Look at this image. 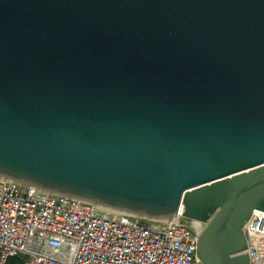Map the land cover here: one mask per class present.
<instances>
[{
	"label": "water",
	"instance_id": "95a60500",
	"mask_svg": "<svg viewBox=\"0 0 264 264\" xmlns=\"http://www.w3.org/2000/svg\"><path fill=\"white\" fill-rule=\"evenodd\" d=\"M0 180L182 214L203 264H251L264 0H0Z\"/></svg>",
	"mask_w": 264,
	"mask_h": 264
},
{
	"label": "built area",
	"instance_id": "2783aa9c",
	"mask_svg": "<svg viewBox=\"0 0 264 264\" xmlns=\"http://www.w3.org/2000/svg\"><path fill=\"white\" fill-rule=\"evenodd\" d=\"M205 223L136 217L0 180V264H203ZM244 250L264 264V212L245 225Z\"/></svg>",
	"mask_w": 264,
	"mask_h": 264
},
{
	"label": "bare ground",
	"instance_id": "6f19581e",
	"mask_svg": "<svg viewBox=\"0 0 264 264\" xmlns=\"http://www.w3.org/2000/svg\"><path fill=\"white\" fill-rule=\"evenodd\" d=\"M103 210H106L108 212H118V211H114V210H111V209H107V208H102Z\"/></svg>",
	"mask_w": 264,
	"mask_h": 264
}]
</instances>
